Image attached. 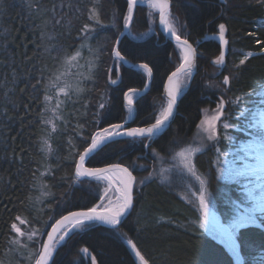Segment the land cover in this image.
<instances>
[{
  "label": "trees",
  "instance_id": "trees-1",
  "mask_svg": "<svg viewBox=\"0 0 264 264\" xmlns=\"http://www.w3.org/2000/svg\"><path fill=\"white\" fill-rule=\"evenodd\" d=\"M60 3L61 0H2L0 260L4 264H28L25 258L17 257L9 262L6 257L9 249L8 226L13 218L20 215L31 221L36 217L39 223H33L32 227L42 226L43 221L48 220L47 215L33 211L34 205L29 200L30 196L35 198L40 195L39 184L50 186L53 194L51 206H54L57 218L60 213L66 214L99 203V196L105 187L103 183L86 178L80 183L71 182L72 169L64 160L68 135H61L60 132L53 135L51 143L58 150L49 160L46 161L39 151L40 139L46 135V131L38 115L43 102V86L37 85L36 81L41 76L47 80L62 70L65 50L74 51L79 46L77 34L85 23H91L87 15L92 0H71V9L67 7V2L63 8ZM29 5L33 11H30ZM53 5H56V19H62L59 26L54 21L45 25L46 19L51 20ZM37 6L40 11H34ZM98 7L103 25L95 26V32L91 34L93 38L89 41L93 49L102 50L95 83L86 81L83 85L85 90L78 100L73 97L72 101H66L62 97L65 103H61L59 109L63 116L76 113L85 126L86 134H91L96 127L124 122L127 111L123 104V93L129 88L142 90L147 83V77L140 69H130L124 65L120 68L119 77L115 72L112 75L119 82L116 85L107 83V69L113 63L108 53L123 30L122 13L126 11V0H100ZM43 9L48 11L45 13ZM149 11L146 5L136 8L129 30L131 35L124 36L119 44L129 63H148L153 70L149 91L137 96L134 102L136 116L132 127L154 122V115L164 100L166 78L179 62L176 45L163 36L158 28V16L153 21ZM171 14L182 38L189 39L197 51V69L181 94L174 120L151 141L126 138L109 143L86 162L87 166L102 167L119 162L128 165L136 178L157 171L159 162L152 151L156 150L165 157L164 161H169L167 152L170 142L174 139L184 143L192 141L204 110L215 109L222 93L228 99L245 94L243 107H248L252 106L249 102L256 100V97L246 94L264 88V51H261L264 49V3L258 0H227L226 3H222V0H171ZM220 23L226 25L225 36L229 40V48L227 67L217 76V67L212 60L219 55V44L206 36L218 33ZM41 30L54 35L56 39L45 38L41 44ZM44 48L52 49L51 53L44 51ZM248 53L251 56L245 64L234 68L233 65L239 64L242 56ZM82 56L80 64L90 58L87 48L82 51ZM69 71L75 73L77 68L74 66ZM224 75L232 76L231 90L227 92L220 85ZM101 95L105 109L97 107ZM85 103L88 104L87 109L84 108ZM235 111L228 107L226 113L232 114L233 122L237 123ZM55 123L63 132L61 122L57 120ZM75 123L74 118L68 126L71 135H75L72 132ZM240 139V135L235 136L236 141ZM145 144H150V147L145 148ZM214 162L213 149L195 157L199 172L208 178L207 187L215 204L214 210L222 221H226L231 212L229 203L236 200L237 195L234 188L222 185L216 178ZM49 171L50 174L41 176V173ZM34 181L37 182L35 189ZM49 206L46 204L44 207ZM193 217L194 214L189 211L174 185L153 178L135 188L134 208L118 229L119 233L127 234L137 243L151 264H235L221 243L203 232H193L189 222ZM259 223L260 227L249 226L237 233L243 264H264V222ZM23 228L26 226L23 225ZM85 247L89 250L87 254L82 252ZM93 256L96 264H134V256L124 239L114 230L98 223H92L66 239L54 253L53 261L54 264H91Z\"/></svg>",
  "mask_w": 264,
  "mask_h": 264
},
{
  "label": "snow or ice",
  "instance_id": "snow-or-ice-1",
  "mask_svg": "<svg viewBox=\"0 0 264 264\" xmlns=\"http://www.w3.org/2000/svg\"><path fill=\"white\" fill-rule=\"evenodd\" d=\"M66 2L67 7L71 9V0H61L60 7L63 8ZM99 2L100 0H92L87 15V20L91 23H85L77 34V40L80 41L79 46L74 51L65 50L66 54L62 58V70H58L47 80L41 76L37 79L36 84L43 86L44 93L42 107L38 115L40 123L45 125L46 131V135L40 139L39 146V151L44 154L45 160H49L58 150L52 146L53 135L58 132L61 135H68L67 156L64 157V160L72 169L71 182L80 183L84 178H87L89 181L103 183L105 187L99 196V203L85 209L68 211L66 214L60 213L57 218L54 206H51L53 194L49 190L50 186L39 184L40 195L35 198L30 196L29 200L34 205L33 211L47 215L48 220L43 221L42 226L32 227L33 223H39L36 217L30 221L27 217L17 215L8 226V251L19 252V249H24L25 251L19 254L27 260L28 264H54V253L66 242V239H70L72 235L92 223L106 225L118 233L134 255V264H151L150 259L143 254L137 243L127 234L119 233L118 229L122 217L134 208V190L137 178L133 175V171L128 165L119 162L109 163L104 167H89L86 166V162L107 147L110 142H115L118 137L131 138L133 141L145 139L151 141L154 137H158L170 125V118L173 117L181 90L194 77L197 51L189 39L182 38L172 18L171 0H126V11L122 13L123 29H130L137 4H146L150 10L149 16L153 21L158 16L162 31L175 41L179 52V62L164 83V100L159 111L154 115V122L148 123L146 126L126 127L127 120L134 116V102L139 95L138 89L129 88L123 93V104L127 111L125 121L111 123L103 128L96 127L91 134H86L85 126L80 122L76 113H69L67 116L59 113L61 103L65 102L58 101L53 108L49 101L52 98L50 94L53 92L56 96L65 97L66 101H72L73 97L78 100L85 90L84 83L86 81L95 83L102 50L93 49L89 41L93 38L91 34L95 32V26L103 25L98 7ZM226 2L227 0H222V3ZM258 2L264 3V0H258ZM55 8L56 5H53L51 20L46 19L45 25L52 21L56 26L62 23V19H56ZM29 9L33 11L31 5H29ZM40 10V7L37 6L34 11ZM76 10L79 11V7ZM0 11H3L2 0H0ZM43 11L46 13L48 10L43 9ZM149 30L151 31V28ZM225 33L226 25L220 23L218 25L219 55L212 60V64L217 67L215 73L217 76L222 74L223 68L227 67L226 49L229 41L226 39ZM128 34L131 35V31ZM45 38L56 39L54 35L41 30V44ZM119 44L120 39L117 37L108 53L113 62L112 67L107 69V83L111 85H116L119 82L118 78H112L113 72L119 77L121 66L128 63ZM85 48H87L90 58L84 64H80L79 61L83 59L82 51ZM44 51L51 53L52 49L44 48ZM250 56L251 53L243 55L239 64H235L233 67L239 68L244 65ZM74 66L77 71L72 73L69 69ZM133 67H138L146 77H152L153 70L148 63H140ZM41 71L43 72V70ZM231 80V75L223 76L220 85L223 86L224 92L231 90ZM148 86L145 83V89ZM33 88H36V85H33ZM246 95L260 97V99L250 101L249 104L252 106L241 107L245 104V94L234 95L228 99L222 93L216 102L215 109L210 110L211 114H209V110H204L192 141L184 143L174 139L170 142L167 157L172 161V165L169 168L161 167L157 173L162 183L171 184L173 176L179 179L187 193L182 199H188L194 208V217L190 222L193 232L202 233L206 229L209 234L221 240L236 264H241L237 233L241 229L257 225L258 222H264V88H261L259 92L253 90ZM5 96H7V92H5ZM97 107L98 109L106 107L102 95ZM228 107L236 110L237 123L233 122L232 114H226ZM84 108H88L87 103L84 104ZM46 113H51V116L46 118ZM74 118L76 123L72 126V132L75 135H71L68 133V126L72 124ZM57 120L61 122L63 132L55 123ZM49 126L50 130H48ZM236 129L246 134L248 138L245 142L239 144L234 142L232 132ZM77 138L79 139L77 140ZM222 142L224 146H221ZM144 147L149 148L150 144H145ZM229 148L234 151H229ZM209 149H213L215 152L216 178L235 184L240 189V195L232 201V214L227 222H222L217 216L214 210L215 204L210 199L208 192V178L199 172L195 164V157ZM152 155L159 161L165 159L156 150L152 151ZM228 157L231 158L226 159ZM48 174L50 171L41 173V176L44 177ZM151 177L152 173H149L146 179L150 180ZM139 183L144 184L145 181L141 180ZM36 187L37 182L34 181L33 189ZM46 204L50 205L49 208L44 207ZM21 225L26 228L22 229ZM88 251L86 247L82 249L85 254ZM0 264H4V262L0 260ZM91 264H96L94 256L91 257Z\"/></svg>",
  "mask_w": 264,
  "mask_h": 264
},
{
  "label": "rangeland",
  "instance_id": "rangeland-1",
  "mask_svg": "<svg viewBox=\"0 0 264 264\" xmlns=\"http://www.w3.org/2000/svg\"><path fill=\"white\" fill-rule=\"evenodd\" d=\"M151 23H153V21H151ZM185 88H186V87H184V88L181 90V93L179 94V96L182 94V92L185 90ZM51 97H52V98H51V100L49 101V104H50L53 108H55V106H56V104H57L58 101H61V102H62V97H63V96H56V94L53 92V94L51 95ZM259 99H260V97H256V100H259ZM241 107H243V105H241ZM212 110H213V109H212ZM59 113H60V110H59ZM209 114H211L210 110H209ZM226 114H227V113H226ZM49 116H51V113H46V118L49 117ZM55 122H56V121H55ZM196 132H197V130H196ZM232 135H233V137H234V142L237 143V144H239V143H241V142H245L246 139L248 138V137L246 136V134L242 133L239 129L234 130V131L232 132ZM234 135H235V136L240 135V136H241V139L238 140V141H236ZM221 146H224L223 142H222V145H221ZM228 150H229V151H234V149H232V148H229ZM230 158H231V157H228V158H226V159H230ZM158 162H159V163H158L159 169H158L157 171H151V172H150V173H152V177H151V179H153V178L158 179V180L161 179L160 176L157 175V173L159 172L160 168H161V167L169 168V167H171V165H172V161H171V160H169V161H167V162L164 161V160H163V161H159V160H158ZM215 163H216V162H214V167H215ZM148 176H149V174H143L141 177L137 178V185H136L135 188L138 189V188L142 185V184L139 183L141 180H144L145 182L148 181L149 179H146ZM219 181L221 182L222 185H224V186H226V187H232V188H234V190L236 191V195H237V197L240 195V189H239V187H238L237 185H235V184H231V183H228V182H226V181L223 180V179H219ZM171 184L174 185L175 190L181 195V198H182V197H185V196L187 195V193L184 191L183 186L181 185V183H180V181H179V179H178L177 177L173 176V178H172V183H171ZM210 199L212 200L211 197H210ZM182 200H183L184 203L187 205L189 211L192 212V213L194 214V208H193V205L189 202V200H188V199H182ZM232 201H233V200H232ZM232 201L229 203L231 209H232ZM231 209H230V210H231ZM215 212H216V211H215ZM216 214H217V216L221 219V217L218 215V213H216ZM231 214H232V211L230 212L229 217L226 219V221H222V219H221V221H222V222H227V221L230 219ZM192 219H193V218H190V221H189V222H191ZM254 226H256V227H260V223L258 222L257 225H254ZM21 228H22V229H25V228H23V225H21ZM203 233L206 234L207 236L211 237V238L214 239L215 241L221 243V244L225 247V245L221 242V240H219V239L215 238L214 236H212L211 234H209V232H208L206 229L203 231ZM225 249L227 250L226 247H225ZM227 251H228V250H227ZM23 252H24V249H19V252H14V251H8V250H7V254H6L7 260H8L9 262H12V261L15 260L17 257H18L19 259L24 258V257H22V256L19 254V253H23ZM230 255H231V254H230ZM133 256H134V255H133ZM235 264H236V262H235ZM241 264H243L242 256H241Z\"/></svg>",
  "mask_w": 264,
  "mask_h": 264
},
{
  "label": "water",
  "instance_id": "water-1",
  "mask_svg": "<svg viewBox=\"0 0 264 264\" xmlns=\"http://www.w3.org/2000/svg\"><path fill=\"white\" fill-rule=\"evenodd\" d=\"M146 5V4H145ZM139 6H143V5H141V4H137V6L135 7V9H134V15H135V11H136V8L137 7H139ZM130 28H131V26H130ZM158 28H159V30H160V32L163 34V36L166 38V39H168V40H170V41H172L174 44H175V41L174 40H172V39H170V37H169V35L168 34H166V33H164L163 31H162V28H161V26L159 25V22H158ZM130 30V29H129ZM129 30H122L121 31V33H123V35H121V33L119 34V39H120V42H121V40L123 39V37L124 36H126L127 34H128V32H129ZM207 37V39H211V40H215V41H217L218 42V44H219V41H218V33H214V34H210V35H207L206 36ZM226 39H227V37H226ZM229 41V40H228ZM190 42V41H189ZM191 43V42H190ZM194 47V46H193ZM195 48V47H194ZM228 48H229V45L227 46V49H226V57H227V55H228ZM138 64H140V63H136V64H132V63H127V64H123L125 67H128V68H130V69H139L138 67H133V65H138ZM196 64H197V61H196ZM196 69H197V66H196ZM196 69H195V71H196ZM174 71V70H173ZM166 80H167V78H166ZM151 81H152V77L151 78H148L147 77V84L149 85L148 86V88L147 89H142V90H139V95L138 96H142V95H144V94H146L148 91H149V89H150V87H151ZM166 82V81H165ZM163 92H164V89H163ZM180 97H181V95L180 96H178V98H177V105H178V101H179V99H180ZM177 105H176V107L174 108V113H173V117L172 118H170V124L172 123V121L174 120V118H175V115H176V112H177ZM135 116H136V106H135V103H134V116H133V118H129L128 120H127V124H126V127H132L131 126V124L133 123V121H134V119H135ZM123 123V122H122ZM146 126V125H145ZM170 126V125H169ZM168 126V127H169ZM168 127H166L164 130H163V132L168 128ZM127 137H118V138H116V140H120V139H126ZM111 143V142H110ZM87 166V165H86ZM102 167H104V166H102ZM133 175H134V173H133ZM135 176V175H134ZM85 179V178H84ZM87 179V178H86ZM133 210V209H132ZM131 210V211H132ZM131 211L128 213V214H126L124 217H122V220H121V223L126 219V217L131 213ZM99 224V223H98ZM99 225H101V226H103V227H106V228H109L108 226H106V225H102V224H99ZM121 225V224H120ZM120 225H118V227L120 226Z\"/></svg>",
  "mask_w": 264,
  "mask_h": 264
}]
</instances>
